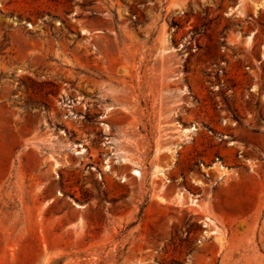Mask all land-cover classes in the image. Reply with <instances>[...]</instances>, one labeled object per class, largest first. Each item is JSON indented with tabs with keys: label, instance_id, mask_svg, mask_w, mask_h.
Here are the masks:
<instances>
[{
	"label": "rangeland",
	"instance_id": "obj_1",
	"mask_svg": "<svg viewBox=\"0 0 264 264\" xmlns=\"http://www.w3.org/2000/svg\"><path fill=\"white\" fill-rule=\"evenodd\" d=\"M0 264H264V0H0Z\"/></svg>",
	"mask_w": 264,
	"mask_h": 264
},
{
	"label": "bare ground",
	"instance_id": "obj_2",
	"mask_svg": "<svg viewBox=\"0 0 264 264\" xmlns=\"http://www.w3.org/2000/svg\"><path fill=\"white\" fill-rule=\"evenodd\" d=\"M220 168L223 169V170L226 169V168H225L224 166H222V165L220 166ZM134 174H136V175H140V171L135 170V171H134ZM161 174H163V175L166 177V173H165V172H161Z\"/></svg>",
	"mask_w": 264,
	"mask_h": 264
}]
</instances>
